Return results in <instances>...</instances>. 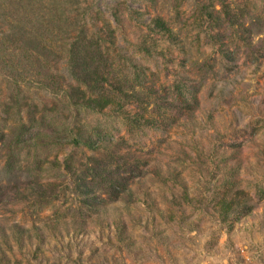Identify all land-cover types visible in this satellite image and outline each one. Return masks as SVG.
<instances>
[{
  "label": "rangeland",
  "instance_id": "1",
  "mask_svg": "<svg viewBox=\"0 0 264 264\" xmlns=\"http://www.w3.org/2000/svg\"><path fill=\"white\" fill-rule=\"evenodd\" d=\"M17 1L0 0V180L18 185L0 264H264V0ZM92 41L85 86L72 58L99 59ZM75 124L101 143L50 141ZM125 162L140 176L102 194L91 169Z\"/></svg>",
  "mask_w": 264,
  "mask_h": 264
},
{
  "label": "trees",
  "instance_id": "2",
  "mask_svg": "<svg viewBox=\"0 0 264 264\" xmlns=\"http://www.w3.org/2000/svg\"><path fill=\"white\" fill-rule=\"evenodd\" d=\"M19 2L20 1L18 0L17 3L20 4L21 7H23L25 5V3L21 4ZM220 4L221 5L223 4L222 1H221ZM233 16H234V14H231V17L229 15L228 16V21H226V22L228 23L229 21H232L233 20L232 19ZM15 28L18 30V32H20L21 29L19 27H15ZM26 38L28 39V41H27L28 45L29 46L32 45L33 44V39H30V37H26ZM88 46H90V47L92 46L90 49H92V48L96 49V53H98V54L102 53L99 56V59H97V58H95L93 56L94 60L93 59L91 61L86 60V59H84L82 61L80 60V61H78L77 66H75L74 65L75 64L74 61L76 59L75 58L76 57L75 54H73V58H72V71L74 73L75 81L77 83H80V84L85 85V86H86V83H88V80H90V78H91V76L88 73L90 72L89 69L91 68L92 63L94 64L95 60H99V64H101V59L105 60V56H106L102 51L99 52V49L96 47L97 45H96V43L94 41L88 42ZM32 48H33V45L31 46V48H29V49H31L30 50V54L31 55H32ZM24 54H26V52H21L18 48L13 49L12 55H13V57L16 58V63L13 64V69L11 70V73L14 70V72L16 71L15 74H18V73L22 74L23 72L20 71L19 69H24L25 68V63H26V65L28 64L29 66L32 65L31 58L28 57L27 55H24ZM94 55H96V54H94ZM98 66H100V65H97L96 67H94L95 69H93V74L101 77L102 74L99 75L98 68H100V67H98ZM90 73H92V72H90ZM103 74H105V73H103ZM101 80H106V79L103 78ZM101 83L102 82L99 81L98 84H101ZM95 84H97V83H95ZM88 86L92 90H93V87H97V85H93V86L88 85ZM98 88H102V87L99 86ZM74 89L78 90V88H74ZM180 92L181 91L176 92V95H178ZM147 98H149V96L146 95L144 98H141L142 100H139V102H138V104H140V105L142 103L144 104V107L140 108V109H142L143 112H147V108H146V107H148L147 102H146ZM75 106H76V104H75ZM102 108H104V107H99L98 109H102ZM167 108H170V106L167 107ZM186 108L189 109V107H186ZM181 110H184V109H181ZM42 120H44V119H42ZM43 122L40 123V127L41 126L43 127V125H45ZM130 122L131 121H128L129 124H130ZM138 127H140V126H138ZM47 128H52L53 129L54 126L51 123H47L46 129ZM102 131H104V130L100 129V127L98 129H97V127H95V130L93 131L95 139L92 140L93 134L91 135V133H89V135H87V134L83 133L82 126L80 125L79 127H76V124H75V125H73V128H71L70 130L64 132L63 134L62 133H60V134L56 133V135L54 134L55 136L54 135H52L53 137L50 136V141L54 142V140H56V142H58V143H67V144H69V145H71L73 147H79V145H81V143L82 144L86 143L85 146L88 149L92 150V149L96 148V146H98L97 145L98 142L101 143L100 136H102L104 134ZM28 133H30V128L26 129V128H24V126H21L19 128V130L15 131L14 134L11 135V137H9L8 146L12 147V148L9 147V149L13 150L15 153H19L20 152L19 150H22L27 145L26 144V139H25L24 136L28 135ZM0 137H1L0 140H3L5 135L0 133ZM83 137H85L84 142H82ZM105 141L106 140H104V142ZM104 147H105V149L104 148L103 149L106 150L108 148V145H106ZM70 160H71L70 157L67 158V159L65 158L66 163L63 165V168L71 171L73 173V175H74L75 170H73L72 167L68 166L69 165L68 162ZM35 161L33 160V163L35 165L41 166L42 162H38L37 158L35 159ZM13 163H14V161L11 162V164H13ZM109 164L111 165L113 163L109 162L107 164H104L103 166L107 167V166H109ZM15 165H18V164L16 163ZM139 167H140L139 163H137V164H128V163L125 162V163H122L120 165L119 164L116 165V167L114 169H110L108 171H105V169H104V172L106 173L105 176H102V174L98 173L99 171H101V169H97L98 167H94L93 169H91V171L94 172V174H93L94 178L106 177V179L101 181V183H100V185H102L101 187L103 188L101 192L104 195H107L109 193L110 195H113L114 199H116V198H119V196H120V194L122 192H124V190H125V182H130L131 179H133V178L135 179V178L140 176L141 171H140ZM30 171H31L30 168L28 170L26 169L27 179H28L27 182L29 184H32V183L36 182L35 181L36 177L32 180V175H31L32 173ZM81 175H82V179L78 178L77 180H81V181L84 180L86 173L83 171V173ZM120 175H125V177H122V179H119ZM108 177H110V178L107 179ZM2 183H3V181L0 180V200L4 199V196L8 192V190H15L17 188V186H18L15 183L12 186L6 187V186H3ZM95 186H97V183H96ZM244 205H245V207L248 206L247 204H244Z\"/></svg>",
  "mask_w": 264,
  "mask_h": 264
}]
</instances>
